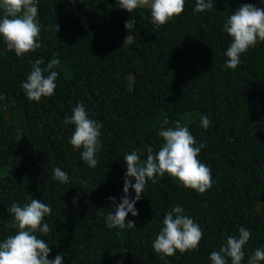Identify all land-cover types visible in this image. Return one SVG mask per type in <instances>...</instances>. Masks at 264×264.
Listing matches in <instances>:
<instances>
[{
  "label": "trees",
  "instance_id": "1",
  "mask_svg": "<svg viewBox=\"0 0 264 264\" xmlns=\"http://www.w3.org/2000/svg\"><path fill=\"white\" fill-rule=\"evenodd\" d=\"M258 1L213 0L211 10L195 12L196 0H185L179 16L157 27L150 7L129 13L119 0H36L41 47L17 57L0 37V242L17 231L6 227L11 204L38 199L52 208L44 220L52 231L38 238L49 244L48 259L59 254L64 264H211L210 253L240 227L251 233L241 264L264 249V42L228 69L232 38L223 27L241 4ZM53 58V95L29 100L21 83L35 60L46 67ZM78 103L103 124L95 168L73 150L75 126L64 123ZM177 120L203 143L198 159L211 169L212 187L201 194L165 173L146 184L139 214L127 215L136 227L108 228L115 206L107 198L119 204L124 195V155L158 151L159 131ZM55 167L67 184L53 179ZM174 206L203 237L197 250L161 258L152 243Z\"/></svg>",
  "mask_w": 264,
  "mask_h": 264
},
{
  "label": "clouds",
  "instance_id": "2",
  "mask_svg": "<svg viewBox=\"0 0 264 264\" xmlns=\"http://www.w3.org/2000/svg\"><path fill=\"white\" fill-rule=\"evenodd\" d=\"M119 7L129 13L140 7H150L152 23L160 27L184 11L185 0H119ZM213 7V0H196L194 11L204 12ZM0 12V37L9 49L15 51L17 57L41 47V25L37 21L36 0H0ZM223 27L232 38L225 52L227 60L224 67L235 69L240 65L243 53L255 48L258 42H264V9L254 3L241 4L227 18ZM58 31L59 25L56 23L55 32ZM44 63L43 59L35 60L26 80L21 83L29 100L39 102L42 97H51L54 93L59 73L53 69L60 64V60L53 58L46 67H42ZM64 123L75 126L70 138L73 150L82 149L81 159L89 167L95 168L98 164L97 153L102 149L100 130L103 124L90 119L85 106L80 103L72 109L71 116L66 117ZM211 123L207 115H201V127L207 129ZM163 124H168L167 118ZM158 134L164 141L158 151L154 152L148 146L145 159H141L136 151L124 155L127 167L124 195L119 204H115L114 197L107 198L115 206V211H109L105 218L108 228L136 227L133 221L126 222L127 215L139 214L135 204L141 199L146 184L149 180L155 184L157 177H163L165 173L177 178L183 187L201 194L212 187L211 169L198 159L204 145H197L187 125L182 126L177 120L174 128H163ZM53 179L62 184L69 182L68 174L60 167L53 169ZM130 188L135 192L132 198L128 195ZM7 211L13 216V221L6 227L17 231L0 242V264H64L63 256L59 254L54 259H48L51 252L49 244L37 235H47L52 231L49 224L44 222L45 217L52 212L49 205L31 199L23 206L13 202ZM183 212L182 206H174L164 215L163 226L152 243L154 252L162 254L161 258L174 256L177 251L181 254L195 251L199 247L203 232L199 224L189 216L182 215ZM250 236L248 229L240 227L238 237L228 236L218 251L210 253L211 264H228L229 258L231 264H241L245 255L243 249ZM259 261H264V249L257 248L249 264Z\"/></svg>",
  "mask_w": 264,
  "mask_h": 264
},
{
  "label": "rangeland",
  "instance_id": "3",
  "mask_svg": "<svg viewBox=\"0 0 264 264\" xmlns=\"http://www.w3.org/2000/svg\"><path fill=\"white\" fill-rule=\"evenodd\" d=\"M257 7H260V8H262V9H264V2H263L262 0H259V1L257 2ZM252 256H253V254H252L251 256H249V258H248V260L246 261L245 264H249V262H250Z\"/></svg>",
  "mask_w": 264,
  "mask_h": 264
}]
</instances>
